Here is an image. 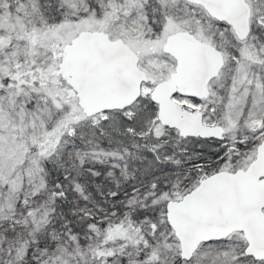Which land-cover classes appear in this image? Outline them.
Returning <instances> with one entry per match:
<instances>
[{
    "label": "snow or ice",
    "instance_id": "1",
    "mask_svg": "<svg viewBox=\"0 0 264 264\" xmlns=\"http://www.w3.org/2000/svg\"><path fill=\"white\" fill-rule=\"evenodd\" d=\"M0 264H264V0H0Z\"/></svg>",
    "mask_w": 264,
    "mask_h": 264
}]
</instances>
